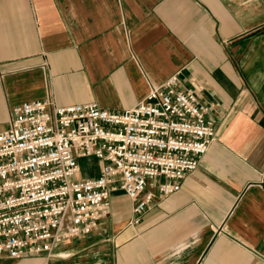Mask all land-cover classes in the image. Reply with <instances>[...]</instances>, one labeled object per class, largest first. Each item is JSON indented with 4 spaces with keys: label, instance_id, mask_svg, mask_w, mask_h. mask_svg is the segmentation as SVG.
Segmentation results:
<instances>
[{
    "label": "crops",
    "instance_id": "1",
    "mask_svg": "<svg viewBox=\"0 0 264 264\" xmlns=\"http://www.w3.org/2000/svg\"><path fill=\"white\" fill-rule=\"evenodd\" d=\"M174 74L217 130L181 189L136 224L114 191L92 233L0 264H264V0H0V132L16 104L120 112Z\"/></svg>",
    "mask_w": 264,
    "mask_h": 264
},
{
    "label": "built area",
    "instance_id": "2",
    "mask_svg": "<svg viewBox=\"0 0 264 264\" xmlns=\"http://www.w3.org/2000/svg\"><path fill=\"white\" fill-rule=\"evenodd\" d=\"M178 83L174 74L120 112L53 97L14 105L0 132V253L51 256L56 244L97 229L114 191L131 199L132 224L153 201L151 187L179 191L217 130L209 108ZM87 157L101 162L98 175L82 174Z\"/></svg>",
    "mask_w": 264,
    "mask_h": 264
},
{
    "label": "rangeland",
    "instance_id": "3",
    "mask_svg": "<svg viewBox=\"0 0 264 264\" xmlns=\"http://www.w3.org/2000/svg\"><path fill=\"white\" fill-rule=\"evenodd\" d=\"M80 163L82 166V174L85 176L98 174L100 166H101L100 161L93 157L81 158Z\"/></svg>",
    "mask_w": 264,
    "mask_h": 264
}]
</instances>
